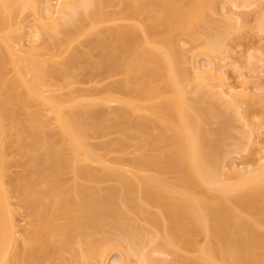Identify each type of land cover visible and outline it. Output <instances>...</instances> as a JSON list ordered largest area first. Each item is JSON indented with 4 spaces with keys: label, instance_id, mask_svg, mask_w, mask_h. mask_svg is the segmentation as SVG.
Listing matches in <instances>:
<instances>
[{
    "label": "bare ground",
    "instance_id": "obj_1",
    "mask_svg": "<svg viewBox=\"0 0 264 264\" xmlns=\"http://www.w3.org/2000/svg\"><path fill=\"white\" fill-rule=\"evenodd\" d=\"M103 1L0 0V264H264V122L247 114L264 98L225 81L238 16L259 3L264 32V0H229L203 35L212 0H116L123 22L82 62L71 44ZM82 67L111 79L79 87ZM232 119L253 166L225 163ZM16 157L30 171L10 178Z\"/></svg>",
    "mask_w": 264,
    "mask_h": 264
},
{
    "label": "rangeland",
    "instance_id": "obj_2",
    "mask_svg": "<svg viewBox=\"0 0 264 264\" xmlns=\"http://www.w3.org/2000/svg\"><path fill=\"white\" fill-rule=\"evenodd\" d=\"M54 1L55 0H53L52 4L54 3ZM104 1H107V4L105 5V3H106L105 2V3H103V5L101 7L102 13H104V12L106 13V14H104L105 15L104 17H106V15L108 16L107 12L110 13L109 14V16H110V15H113V13H116L118 11V8H117L118 4H117L116 0H111L113 2L112 6H110L111 5L110 0H109L110 2H108V0H104ZM212 1H213V5H212L211 9L207 10V16L209 17V21H207L206 23H203L204 25L198 29L199 32L201 33V35L204 34V31H208L206 29L207 27H209V29H214L216 27L223 25L224 23H227V19H226L225 15L222 14L224 11L223 10L224 8L221 5H226L225 7L228 8L229 0H212ZM258 4L259 3H255L254 5H251L250 7L246 8V9L243 8V11L245 12L244 16L242 17L243 14L241 15L242 18H240V14L238 16L239 17L238 18V24L240 25V23H241L244 26L242 29L240 28V29L234 30L232 32V40H231L232 41V47H231L232 53L230 55L232 56L233 59L232 58L231 59L228 58V60L226 59L227 60L226 65H228V66L225 67L226 76H227L225 81L231 86L232 85L238 86V85H240V79L242 78L241 76H238V75H239V73H242L244 75V77H243L244 81L246 80L247 83L249 82L247 84V86H249V88H252L251 93L252 94H261L264 98V50L262 52V50L259 49L260 46H261L260 47L261 49L262 48L264 49V41L261 37V35L264 32H260V31H258L259 29L257 30L256 28H254L255 24L257 23L256 21H258L257 19L260 16H262V15H259V17H257L259 12H260L259 8L257 7ZM104 5H105V7H104ZM227 8H225V9H227ZM240 9L242 11V8H240ZM257 10L259 11L258 14H256ZM262 10L264 13V9H262ZM238 11H240V10H238ZM115 16H116V14H114L113 17H115ZM106 18L108 21L105 19L106 22L104 21L105 22V23L103 22L104 24L101 23L103 25H98L97 28H94L95 30L93 29V33L90 34L88 32L89 33L88 34L85 32L86 35H84V34L81 35L82 34V32H81L80 37L77 36L75 41L72 42L73 43V44H71L72 48L74 47L76 49L78 48L81 50L82 53H80V56H82V58H80V57L79 58L82 60V62H89V60H91V59L92 60H98V58L100 56L99 55L100 49L98 47L99 44L96 46V42L98 43L97 35H98L99 30H101L102 28H103V30L104 29L107 30V28L113 29L112 27H114V29H115V27L117 26L116 23L123 22V21L117 20L116 17L112 18V16H111V18H112L111 20H109L110 18L108 19V17H106ZM87 24H88V22H86L85 25H83V27H84L83 30L87 27ZM89 29H90V26H88V29H86V30H89ZM236 34H238L239 38H237ZM104 35H105L104 33H103V35H100V33H99L98 36H103L104 42H106L107 45H109L108 42L111 43L112 39H110V37H108V35L107 36H104ZM235 36H236V39H234ZM263 36H264V34H263ZM104 37H105V39H104ZM259 37H261L260 38L261 40L259 39ZM178 38H179L180 42L177 43L178 46H176V47H178V48H175V50L177 49V52L180 53L182 51V49H186L187 47L190 46V44L186 43L187 36L180 35V36H178ZM95 39H97V40H95ZM87 55H88V57H87ZM85 58H86V60H85ZM202 59L203 58H201V57L198 58L199 64H203L201 62L205 61V59H203V60ZM231 60H232V62L234 61L233 64H232ZM236 60H237V63L239 65L238 68H237L238 65L235 64ZM233 66L234 67L236 66L237 69L236 68L234 69ZM77 76H78V79L80 82L78 84L79 87L97 86V87L102 88L111 79V78H109V79L103 78L102 73L99 74V72L97 70L89 69L86 67L80 68L77 71ZM238 77H241V78H238ZM114 78H117V77H113L112 79H114ZM241 81H242V79H241ZM186 88L190 89L191 87L190 86L188 87V85H187ZM202 93H203V90L201 88H199L196 95H198L200 97V104L204 105V103H206V101L209 99V95H203ZM194 95H195L194 93H191L188 96L193 97ZM72 110L76 111L77 108L76 109L73 108ZM96 110L101 111V110H105V109L102 105L101 106L98 105L97 107L95 106L94 111H96ZM247 114L251 117L250 118L251 121L254 120L255 115H257V116L259 115V117H257V119L258 120L262 119L264 122V101L262 104L258 103L257 101H250V107L248 108ZM209 123L210 124L208 125V128L210 130H213V129L215 130V128L218 127V124L216 122L212 121V123L211 122H209ZM259 130L261 131V129H259ZM243 131H244V128L241 126L240 121H238L236 119H232L231 129H230V133H231L230 135L232 136L231 137L232 139L230 138L229 142L228 141L227 142L230 144L231 143L234 144L236 142V144H237V141H238L239 142L237 144L238 148H236V150L239 152H237L236 150L233 153L231 152L232 155L229 156V160L228 159H227L228 161L225 160L226 164H230L232 162L233 163L235 162L234 164L236 165L237 163L243 161V160H241V155H245L247 152L248 154H246L245 157L242 156V158L243 157L244 158L248 157V158L246 159V161L244 160V162H242V164L248 162L249 165L252 164V166H253L254 160L259 156V154H257L256 147H249L248 142L243 137ZM260 131L258 132V139H259L260 143L262 144V142L264 141V132L262 130L260 133ZM225 140H228V139H225ZM225 140H224V143H225ZM230 144H228V145H230ZM231 146H229L227 148L231 149ZM244 147L245 148L249 147V148H247L249 151L245 149L246 151L243 153ZM240 150H243V151H240ZM237 154H240V155H237ZM249 165L247 164V166H249ZM244 166H246V165H244ZM23 171L28 172V171H30V169L23 167L22 160L20 158H17V157L14 158L12 166L10 167L9 172H8L9 177L13 178L17 174H19ZM196 239L199 242H202L201 236H198ZM112 256L110 257L111 259H109V261L112 260L113 258H115L114 256H117V255L115 253V255L113 254ZM189 256L195 257V256H197V254L196 253H190Z\"/></svg>",
    "mask_w": 264,
    "mask_h": 264
}]
</instances>
